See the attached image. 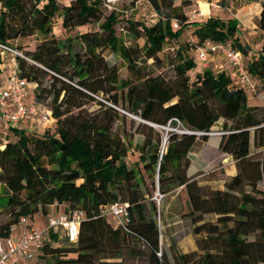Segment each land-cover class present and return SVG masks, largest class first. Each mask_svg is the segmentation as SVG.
I'll use <instances>...</instances> for the list:
<instances>
[{"label":"trees","instance_id":"16d2710c","mask_svg":"<svg viewBox=\"0 0 264 264\" xmlns=\"http://www.w3.org/2000/svg\"><path fill=\"white\" fill-rule=\"evenodd\" d=\"M140 1L132 0L133 7ZM146 1L158 16L149 11L148 16L123 23L133 38H144L139 46L125 44L116 33L118 11L103 14V0H72L63 6L58 0H0V40L45 35L29 50L18 45L31 60L15 59L19 75L38 82L34 95L47 104L55 120V129L15 128L12 138H0V210L8 214L0 223V236L7 235L21 215L31 218L38 211L47 213L51 204L63 203L64 211L80 209L85 217L77 241L65 238L70 248L62 250L44 240L37 258L49 253L52 259L47 264H122L114 259L122 257L128 235L147 248V264H170L159 239L151 189L167 194L183 186L193 232L205 236L197 241L199 256L195 250L177 253L175 261L264 264V105L248 104L245 88L225 70L205 67L191 79L188 70L196 62L182 49L177 50L171 78L153 73L147 64L149 58H158L165 41L178 37L190 23L194 45L206 38L229 39L246 55L251 45L241 42L236 19L210 14L188 20L181 9L185 0ZM260 1L256 23L264 34V0ZM102 15L99 30L63 38L51 34L57 19L63 27H73ZM262 37L246 65L264 86ZM106 47L125 60L128 77H120L118 66L105 58ZM91 102L96 107L89 108ZM119 109L141 120L135 167L128 165L127 142L114 128L124 116ZM220 119L221 126L212 128ZM166 124L172 127L164 137L158 127ZM177 125L182 132L173 128ZM212 134L220 137L218 149L232 156L237 169L224 189L199 184L187 174L189 152ZM117 200L128 204L127 230L98 214L100 205ZM206 214L215 215L214 220H204ZM67 252L71 255L65 256Z\"/></svg>","mask_w":264,"mask_h":264},{"label":"rangeland","instance_id":"374dc122","mask_svg":"<svg viewBox=\"0 0 264 264\" xmlns=\"http://www.w3.org/2000/svg\"><path fill=\"white\" fill-rule=\"evenodd\" d=\"M72 0H58L60 6L67 5ZM103 0L102 7H103V14L107 13L108 11L114 9L118 11V18L115 22L116 33L120 35L125 44L129 45H136L138 44L141 46L144 42L143 37L133 38L130 30H121L119 26L125 22L127 18H142L148 16L150 10V6L146 0H142L133 7L132 0H122L120 2H116L112 6H107ZM197 0H185L181 9L183 10L184 14L187 16L188 20L195 19L200 4L196 2ZM216 4H210L211 14L212 15H220L224 19H236L237 26H236V33L239 36L241 42L249 43L251 45V49L248 51V55L254 56L257 53V50L261 46V42L263 39V32L259 27H254L253 22L257 14L261 8V1L260 0H210ZM175 3L179 4L180 0H175ZM103 19V15L99 20H91L88 23L77 25L73 27H63L59 19L53 22L51 34L55 37L63 38L68 35H75L78 32L85 31V30H99L100 29V21ZM173 21H177V19H173ZM240 24H246L245 29H240ZM173 26H176L173 23ZM194 28V24L190 23L187 26L182 28V31L178 37L170 38L164 42L162 49L158 53V58L153 59L149 58L147 60V64L149 65V70L153 73H160L166 78H171L174 76V69L173 64L176 61V54L178 49H182L184 53H188L189 55L194 56L195 62L198 63L199 59L195 50V45L193 44L194 35L192 33V29ZM257 30V31H256ZM45 35L42 34H32L25 37H20L15 39L13 42L24 50H29V48H33L35 44L38 43ZM102 53L105 58L111 62L115 63L118 66V73L120 77H128L129 71L126 66L125 60L114 51H111L108 47L102 49ZM2 64L3 69L2 73H5L7 69H12L13 64L11 59V54L2 52ZM212 64V63H211ZM209 65V63H208ZM202 70L198 69H190L188 70V74L191 79L195 77L197 72H201ZM46 83L47 80L44 79ZM264 86L260 82L258 85V93L262 92L264 94ZM248 92V91H247ZM248 101L253 102L255 98L249 96L247 93ZM101 98L104 101L109 102L106 100V95L101 94ZM50 97H47L46 100H49ZM89 108L96 107V104L91 102L87 104ZM121 108V107H120ZM120 110V109H119ZM120 112L124 113L123 117H120L119 120L115 123L114 128L118 130L121 135L124 136L125 141L128 145V152L126 156V161L129 166L135 167L134 162L137 160L138 155L140 153L139 146L142 143V135L138 132L140 131L138 127V123L141 122L139 117L131 112H124L120 110ZM222 123H217L218 127L221 126ZM45 126L48 128L55 129V120L52 116L49 119ZM172 126L166 124L164 126L158 127L162 132L163 136H167V132ZM177 130L182 129V127L175 126ZM41 132V129L38 130ZM195 146L193 150H197ZM254 147H252V151ZM211 151V148L207 149V153ZM196 153V152H195ZM196 162V161H195ZM141 165V164H140ZM198 166V165H196ZM194 168V167H193ZM191 168L190 171H193ZM207 171V170H206ZM219 169H216L214 172H208L203 177L211 179L212 176ZM199 173H202L199 172ZM147 177L146 174H144ZM147 181L149 182L148 178ZM152 191V199L155 201L157 212L155 215V219L157 221L158 228L160 230V242L162 243V248L164 253L167 256V259L170 264H182L175 261L177 253H189L192 251H196V256H199L202 251L198 248L197 241L199 238L204 237V233L195 234L193 232V223L190 220V217L186 214L187 210H190V201L188 194L185 189H181L177 187L170 193L161 194L157 189H151ZM1 192V189H0ZM162 196H158V194ZM63 205V204H62ZM59 211L58 208H52L47 213H42L38 211L34 213L32 218H28V221L38 229H41L46 226V217L47 214L51 212ZM8 217V214L4 210H0V223L5 221ZM207 217V218H206ZM212 218L214 220V216H203L204 220ZM52 234L56 235V239L52 238ZM252 238V237H249ZM46 240L54 247H59L60 249H67L71 247V243H68L63 235L61 229L56 231H52L50 235L46 238ZM64 253V252H63ZM147 248L143 245L142 242L137 240L136 238L128 235L125 237L124 240V247H123V255L121 258H116L114 260L119 261L121 260L122 264H147ZM71 255L70 252H67L65 256ZM52 257L49 253L45 255L43 258H37L32 264H47L50 262ZM197 259V258H196ZM193 264H197V262H193Z\"/></svg>","mask_w":264,"mask_h":264},{"label":"built area","instance_id":"2783aa9c","mask_svg":"<svg viewBox=\"0 0 264 264\" xmlns=\"http://www.w3.org/2000/svg\"><path fill=\"white\" fill-rule=\"evenodd\" d=\"M120 1L122 0H105L104 3L112 6ZM158 15V11L152 8L151 16ZM173 23L177 25V21ZM119 28L125 30L123 24ZM15 39L0 40V55L2 52L11 54L14 60L11 72L0 83V138L2 141L12 138L13 129L19 128L22 123L35 122L41 125V129H44L46 128L45 123L52 117L47 104L34 95L38 82L18 73L15 57L21 56L27 60L31 58L13 42ZM195 50L199 59L198 64L204 68L208 66L210 54L215 52L222 54L233 68L235 74L233 82L245 88L250 95L258 93L260 80L249 73L246 65L248 56L235 47L231 40L206 38L195 45ZM177 131L182 132L181 129ZM184 131L188 132V130ZM196 133L199 134V132ZM127 206V203L118 200L102 204L98 208V214L115 227L127 230L129 221ZM84 217L85 213L80 209L51 212L47 214L46 226L38 229L28 221V216L21 215L18 222L10 227L8 234L0 236V264H32L37 259L44 240L52 231L57 232L58 229H61L65 238L70 242H76L79 225ZM161 253L160 243L157 256L161 257Z\"/></svg>","mask_w":264,"mask_h":264},{"label":"crops","instance_id":"0c3cea01","mask_svg":"<svg viewBox=\"0 0 264 264\" xmlns=\"http://www.w3.org/2000/svg\"><path fill=\"white\" fill-rule=\"evenodd\" d=\"M198 4H200L197 12L195 13V17L201 18L205 17L211 14V8L212 6L210 4H216L213 3V1L210 0H197ZM259 14V13H258ZM258 14L255 18V21L253 22L254 27L257 26V18ZM246 24H240V29H245ZM257 31V30H256ZM248 56V54H247ZM11 59V61H14L12 57L7 58ZM212 63V64H211ZM3 64L0 62V77L1 80L4 79V77L11 72L10 69H7L5 73H2ZM207 67H210L214 70H225L226 74L230 75L233 78V81L235 79V74L233 71L232 66L229 64V62L226 60V58L220 54V53H212L209 55V65ZM204 67L199 65L198 63H195V66L192 69H198L202 70ZM249 96L255 98L253 102L248 101L247 96V103L251 105H264V94L262 92H259L257 94H249ZM222 119L218 120V123H221ZM218 125H214L212 128H216ZM49 127V126H48ZM19 128H24L25 130L34 131L41 129V125H38L37 123H31V122H25L19 125ZM220 137L216 134H212L208 136V139L206 141H197L194 147L196 146L197 150H193L189 152V158H190V165L187 169V174L189 176H192L194 179L198 181L199 184L202 185H208L212 189H224V183L225 181L236 174L237 169L235 165V160L232 158L231 155L228 153H224L218 149V143H219ZM211 148V151L207 153V149ZM196 152V153H195ZM196 161V162H195ZM198 165V166H196ZM194 167V168H193ZM191 168H193V171H190ZM216 169H219L218 172L214 174V176L211 177V179L203 177L208 172H214ZM207 170V171H206ZM202 173H199L201 172ZM181 189H184L183 186H180ZM63 204V203H62ZM51 204L47 207V211H50L52 208H58L59 211H63L65 208V205L63 204ZM187 210L186 212H188ZM214 216L213 214H206L204 216ZM207 218V217H206ZM208 219L212 220V218Z\"/></svg>","mask_w":264,"mask_h":264},{"label":"water","instance_id":"95a60500","mask_svg":"<svg viewBox=\"0 0 264 264\" xmlns=\"http://www.w3.org/2000/svg\"><path fill=\"white\" fill-rule=\"evenodd\" d=\"M166 138H163V144L165 143Z\"/></svg>","mask_w":264,"mask_h":264}]
</instances>
